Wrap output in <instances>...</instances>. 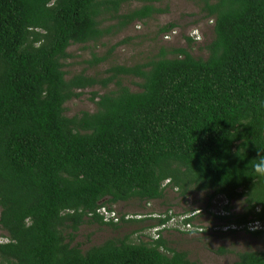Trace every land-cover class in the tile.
<instances>
[{
	"label": "trees",
	"instance_id": "16d2710c",
	"mask_svg": "<svg viewBox=\"0 0 264 264\" xmlns=\"http://www.w3.org/2000/svg\"><path fill=\"white\" fill-rule=\"evenodd\" d=\"M186 1L212 24L204 58L187 35L186 47L117 65L112 54L130 38L93 49L166 13L164 0H0V264H198L163 234L203 232V215L264 241V230L246 229L264 228L254 170L264 166V0ZM74 46L85 52L79 71L67 65ZM85 92L94 109L67 115ZM171 194H202L206 205L147 212ZM85 226L115 234L89 245ZM231 264H264V245Z\"/></svg>",
	"mask_w": 264,
	"mask_h": 264
},
{
	"label": "rangeland",
	"instance_id": "374dc122",
	"mask_svg": "<svg viewBox=\"0 0 264 264\" xmlns=\"http://www.w3.org/2000/svg\"><path fill=\"white\" fill-rule=\"evenodd\" d=\"M162 4L167 5L168 11L164 14L155 16L153 19L145 24L135 23L127 30L111 39L106 47H95L93 51L96 54H100L106 51L109 46L116 44L125 38H130L124 45L119 46L112 54L110 63L117 65H133L135 63L143 61L147 57H153L157 55L158 49L169 47H186V41L184 37L193 35L197 37L198 42H195L191 47V54L195 57H205V53L202 48L209 43L212 37V24L208 20H201L196 8L187 2L186 0H164ZM164 5L161 6V8ZM168 23H176V32L168 36H158L155 39V34L158 29ZM196 30L195 32H192ZM69 54L72 56L68 60L67 65H71L70 70H80V66L77 64L81 61L79 56L83 57L85 52L79 46H74L69 49ZM104 68V67H102ZM129 83V82H128ZM132 90H135L133 85H129ZM66 114L71 116L80 111H92L94 105L89 101V95L85 92L81 98L72 100L66 104ZM174 195H168L164 202H153L147 208L148 213H161L168 207H172L173 212L183 213L187 210H196L204 208L206 205V197L202 194H192L185 203L174 201ZM224 205L223 200H218ZM173 203L172 206H168ZM233 210L237 213L239 211V205L232 204ZM115 210L123 213L133 214L134 212L143 213L144 210L138 208L127 207L126 205L113 206ZM199 211V210H196ZM195 211V212H196ZM140 219V217H136ZM152 221H144L139 226H149L153 224ZM198 225H203L207 230L198 232L197 234L191 233H176L166 232L163 237L170 242V245L180 251H185L189 254L191 260L198 264H231L236 261V253L244 251H258L264 245L263 240L254 239L252 236L245 234L236 229V234L228 235L227 233L219 231L221 224H218L212 217L203 215L197 222ZM137 226V227H139ZM132 228H123L121 231L128 232ZM232 230L234 227L231 228ZM223 230V229H222ZM145 233V231H144ZM91 234V241L89 245L102 243L103 240L113 236L115 233L110 229H104L97 231L96 228L91 226H85L79 231L80 241H85L86 236ZM3 233L0 231V243H5ZM86 248V246H85ZM230 251L231 253L222 255L219 249Z\"/></svg>",
	"mask_w": 264,
	"mask_h": 264
},
{
	"label": "built area",
	"instance_id": "2783aa9c",
	"mask_svg": "<svg viewBox=\"0 0 264 264\" xmlns=\"http://www.w3.org/2000/svg\"><path fill=\"white\" fill-rule=\"evenodd\" d=\"M199 212H200V211H196L195 213L198 214ZM100 213L105 217V220H108V219H110V218H114V219H116V216H115L113 213H110V212L106 211L105 209H101V210H100ZM170 224H171V226H173V227H177V228H180V229H181L180 226H178V225H177V226L173 225L174 222H171ZM184 229H185V230H191L192 228H191L190 225H185V226H184ZM246 229L249 230V231H259V230H264L263 225H262L260 222H252V223H249V224L247 225ZM223 230H226V228H224ZM155 231H156V229L153 230V232H155Z\"/></svg>",
	"mask_w": 264,
	"mask_h": 264
},
{
	"label": "clouds",
	"instance_id": "9594fccd",
	"mask_svg": "<svg viewBox=\"0 0 264 264\" xmlns=\"http://www.w3.org/2000/svg\"><path fill=\"white\" fill-rule=\"evenodd\" d=\"M254 170L264 175V166L258 165Z\"/></svg>",
	"mask_w": 264,
	"mask_h": 264
}]
</instances>
